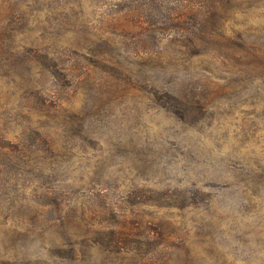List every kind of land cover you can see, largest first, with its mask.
I'll use <instances>...</instances> for the list:
<instances>
[{
  "label": "rangeland",
  "instance_id": "374dc122",
  "mask_svg": "<svg viewBox=\"0 0 264 264\" xmlns=\"http://www.w3.org/2000/svg\"><path fill=\"white\" fill-rule=\"evenodd\" d=\"M0 264H264V0H0Z\"/></svg>",
  "mask_w": 264,
  "mask_h": 264
}]
</instances>
